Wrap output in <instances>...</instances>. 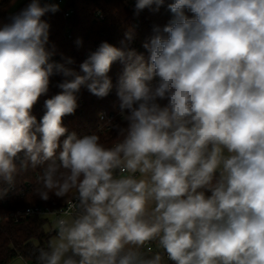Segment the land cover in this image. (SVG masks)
<instances>
[{
  "label": "clouds",
  "instance_id": "1",
  "mask_svg": "<svg viewBox=\"0 0 264 264\" xmlns=\"http://www.w3.org/2000/svg\"><path fill=\"white\" fill-rule=\"evenodd\" d=\"M165 6L144 52L131 26L78 69L54 59L46 17L59 3L29 0L0 22V183L39 169L36 197L67 203L35 264H264V0H135L134 16ZM82 89L115 92L119 122L98 114L111 142L101 124L64 125Z\"/></svg>",
  "mask_w": 264,
  "mask_h": 264
},
{
  "label": "trees",
  "instance_id": "2",
  "mask_svg": "<svg viewBox=\"0 0 264 264\" xmlns=\"http://www.w3.org/2000/svg\"><path fill=\"white\" fill-rule=\"evenodd\" d=\"M12 2L13 0H0V22H6L10 14L19 11L29 0L10 11L9 6ZM134 5L135 0H65L60 11L46 17L51 24L50 40L57 47L54 59L60 60V53H63L75 60L72 66L78 69L89 52L94 51L101 42L107 41L120 47L125 31L131 26H136L137 35L129 46L138 52H144L142 43L152 34V26L165 24L171 14L165 6L155 13L145 9L139 17H135ZM66 12L69 15L65 18ZM98 15H101L103 20H99ZM77 38L82 39L80 47L75 43ZM121 71L122 65L119 62L114 63L109 73L114 84ZM59 79V77L52 79L48 97H42L35 106L34 114L38 118L43 114L44 99L59 91L55 87ZM79 95L80 106L74 115L64 118V125L69 132L74 131L80 136L96 131L101 124L98 134L101 135L102 141L111 142L115 133L101 121L98 114L104 113L105 119L119 122L120 118L113 108L115 92L104 99L96 98L86 89H82ZM39 174V169H29L17 178L16 184L12 187L0 183V189H7V194L0 199V264H9L19 256L25 257L28 264H35V258L30 255L33 245L45 246L52 234L51 224L55 220L53 217L20 218L19 213L29 206L58 210L65 204L63 199L55 196L46 202L36 197L33 186Z\"/></svg>",
  "mask_w": 264,
  "mask_h": 264
},
{
  "label": "built area",
  "instance_id": "3",
  "mask_svg": "<svg viewBox=\"0 0 264 264\" xmlns=\"http://www.w3.org/2000/svg\"><path fill=\"white\" fill-rule=\"evenodd\" d=\"M54 2L59 3L60 9H62L64 6V3H65V0H54ZM68 15H69V13L66 12L64 14V17L66 18V17H68ZM98 19L103 20L101 15H98ZM66 207H67V203H65L63 205V207L58 209V210L62 211L64 209H66ZM29 210H31L32 215H23V213H26ZM58 210H51L47 207L29 206L22 213H19V216H20V218L37 216V217H53L55 219L56 216L51 214L50 212H54V211H58ZM41 213H43V214H41Z\"/></svg>",
  "mask_w": 264,
  "mask_h": 264
},
{
  "label": "rangeland",
  "instance_id": "4",
  "mask_svg": "<svg viewBox=\"0 0 264 264\" xmlns=\"http://www.w3.org/2000/svg\"><path fill=\"white\" fill-rule=\"evenodd\" d=\"M23 2H24L23 0H13L11 5L9 6V10L10 11L15 10ZM52 225H53V223L51 224V228H52ZM15 261H16V259L12 260L9 264H15Z\"/></svg>",
  "mask_w": 264,
  "mask_h": 264
},
{
  "label": "crops",
  "instance_id": "5",
  "mask_svg": "<svg viewBox=\"0 0 264 264\" xmlns=\"http://www.w3.org/2000/svg\"><path fill=\"white\" fill-rule=\"evenodd\" d=\"M23 1H26V0H23Z\"/></svg>",
  "mask_w": 264,
  "mask_h": 264
}]
</instances>
